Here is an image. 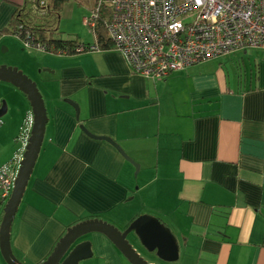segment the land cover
<instances>
[{
	"label": "crops",
	"instance_id": "0c3cea01",
	"mask_svg": "<svg viewBox=\"0 0 264 264\" xmlns=\"http://www.w3.org/2000/svg\"><path fill=\"white\" fill-rule=\"evenodd\" d=\"M24 3L0 0V31ZM81 40L96 45L97 35ZM20 42L0 35L5 49ZM250 48L263 49L220 56ZM24 54L49 120L12 223L21 260L42 262L81 220L100 217L124 229L151 214L178 242V258L164 262L264 264V65L217 56L153 78L134 71L116 47ZM3 99L0 165L21 152V126L33 114L25 92L0 80ZM92 232L83 238L102 264H133L107 235ZM129 237L148 251L134 232ZM0 264H8L1 249Z\"/></svg>",
	"mask_w": 264,
	"mask_h": 264
},
{
	"label": "built area",
	"instance_id": "2783aa9c",
	"mask_svg": "<svg viewBox=\"0 0 264 264\" xmlns=\"http://www.w3.org/2000/svg\"><path fill=\"white\" fill-rule=\"evenodd\" d=\"M103 6L109 12L106 33L133 70L146 77L161 78L238 48L264 49V0H97L85 17L92 28ZM18 30L28 47L45 51L54 47L29 27ZM33 122V114L25 118L21 152L0 165L3 201L12 193Z\"/></svg>",
	"mask_w": 264,
	"mask_h": 264
},
{
	"label": "water",
	"instance_id": "95a60500",
	"mask_svg": "<svg viewBox=\"0 0 264 264\" xmlns=\"http://www.w3.org/2000/svg\"><path fill=\"white\" fill-rule=\"evenodd\" d=\"M0 80L12 82L25 92L33 112L31 134L23 153L21 165L10 197L4 205L0 223V249L8 264H28L14 252L11 243L12 223L30 180L37 158L42 148L46 126L49 120L44 96L31 76L18 66L0 63ZM8 103H0V116L7 110ZM131 159L130 157H128ZM139 166V163H136ZM99 231L107 235L133 264H151L133 245L130 234L134 232L141 243L165 260L178 258V242L171 229L160 218L151 214L137 216L124 229L100 218L90 217L70 227L56 243L48 257L38 264H80V261L93 256V241L83 238L85 234Z\"/></svg>",
	"mask_w": 264,
	"mask_h": 264
},
{
	"label": "rangeland",
	"instance_id": "374dc122",
	"mask_svg": "<svg viewBox=\"0 0 264 264\" xmlns=\"http://www.w3.org/2000/svg\"><path fill=\"white\" fill-rule=\"evenodd\" d=\"M94 2L95 0H81V1L80 0H68L66 1L61 10V17L55 25L59 28L58 29L56 27L58 29V34L62 36L64 35V37L67 36L66 38H79V40L84 38L86 40L88 39L93 40L91 42H94L95 33L92 27L84 19V16H88L91 13V8L94 5L93 4ZM101 30L104 32V34L106 33V29L104 27H102ZM19 38L21 39L20 44L19 43L13 44L9 49L4 48V46L8 48V46L5 43L0 45V63L18 66L25 73L31 76L35 81H37L35 77H33L27 70V67L30 64H32L33 61L31 62V57L29 55L26 56L24 54V53H27V51L35 52L37 48L26 46L23 42V39L20 36ZM22 50H25V51L23 52ZM231 56L239 57L237 58V61H236L237 66H238V63H244L247 66H248V63H251L252 66L255 63V65L258 68L260 66L262 68L264 65V50L263 49L250 48L247 50V52H241V53L237 52V54L235 55L232 54ZM231 56L229 54V55L219 56L218 58L229 59ZM261 60L263 61V64L261 63ZM24 66H27V67H24ZM38 86L41 92H43L41 89L42 87L40 86L39 83H38ZM96 233L98 232H92V233L89 232L85 234L84 236L97 235ZM132 242L133 244L137 245V247L141 250L142 255L146 259H154L159 263H169L170 264V262H164V260L157 257L156 255L154 256V255L149 254L148 251L145 248H143V246L139 242H136L135 240H132ZM101 253L102 251H100V248L96 247L95 255L101 254ZM103 260L104 259L102 257H97L93 255L89 258L81 260L80 264H88V263H95V262H96L95 264H102L104 263Z\"/></svg>",
	"mask_w": 264,
	"mask_h": 264
},
{
	"label": "trees",
	"instance_id": "16d2710c",
	"mask_svg": "<svg viewBox=\"0 0 264 264\" xmlns=\"http://www.w3.org/2000/svg\"><path fill=\"white\" fill-rule=\"evenodd\" d=\"M66 1L68 0H46L45 4H41L40 0H25V3L16 9L8 26L0 31V35L17 34L20 27H29L35 31L39 39L54 46L49 50L51 52L73 54L91 50L94 44L86 43L79 38H66L56 32L54 26L61 17V10ZM96 5L97 1L92 8ZM108 14V7L103 6L96 26L92 28L97 35L98 48L115 47L113 40L101 30L102 27L105 28Z\"/></svg>",
	"mask_w": 264,
	"mask_h": 264
}]
</instances>
